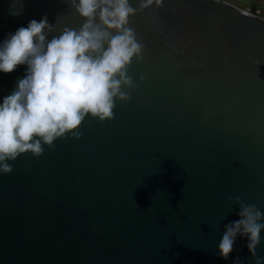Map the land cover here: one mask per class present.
<instances>
[{
    "label": "water",
    "instance_id": "obj_1",
    "mask_svg": "<svg viewBox=\"0 0 264 264\" xmlns=\"http://www.w3.org/2000/svg\"><path fill=\"white\" fill-rule=\"evenodd\" d=\"M45 15L49 39L81 23L65 0H0V42ZM130 27L144 45L131 98L0 173V264H264V230L255 258L240 235L217 255L239 219L229 197L264 213V17L153 0ZM25 71L0 72V103Z\"/></svg>",
    "mask_w": 264,
    "mask_h": 264
},
{
    "label": "clouds",
    "instance_id": "obj_2",
    "mask_svg": "<svg viewBox=\"0 0 264 264\" xmlns=\"http://www.w3.org/2000/svg\"><path fill=\"white\" fill-rule=\"evenodd\" d=\"M65 2L81 19L79 27L64 26L49 39L55 24L45 15L0 42V72L26 65L23 78L0 103L2 174L13 171L8 162L21 154L38 158L44 146L53 148L54 141L66 134L79 138L77 130L86 117L112 119L116 102H127L137 86L127 70L133 59L136 63L144 59V45L130 27V18L153 0H140L137 7L130 0ZM228 199L239 206V219L225 225L217 255L227 260L240 235L247 237L246 247L255 258L264 213L239 196ZM261 259L256 258L255 264Z\"/></svg>",
    "mask_w": 264,
    "mask_h": 264
},
{
    "label": "rangeland",
    "instance_id": "obj_3",
    "mask_svg": "<svg viewBox=\"0 0 264 264\" xmlns=\"http://www.w3.org/2000/svg\"><path fill=\"white\" fill-rule=\"evenodd\" d=\"M231 4L242 9L256 12L264 17V0H227Z\"/></svg>",
    "mask_w": 264,
    "mask_h": 264
}]
</instances>
